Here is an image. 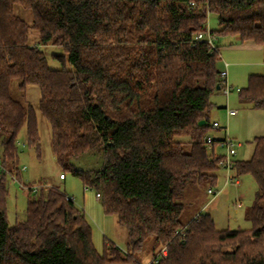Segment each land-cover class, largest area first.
<instances>
[{
	"label": "trees",
	"instance_id": "1",
	"mask_svg": "<svg viewBox=\"0 0 264 264\" xmlns=\"http://www.w3.org/2000/svg\"><path fill=\"white\" fill-rule=\"evenodd\" d=\"M211 13L217 38L264 49V0H0V264H142L135 254L150 238L154 257L168 248L152 264H264V134L232 167L257 182L252 228L218 229L210 214H186V192L216 185L224 157L207 149L220 47L196 38ZM50 46L59 68L48 63ZM14 80L39 88L65 178L70 171L100 193L105 214L128 231L126 251L105 241L100 253L85 211L57 185L29 187L25 218L10 223L6 177L19 170L24 128L26 144L42 152L36 108L13 97ZM239 95L264 109V73H252ZM90 152L100 166L72 162Z\"/></svg>",
	"mask_w": 264,
	"mask_h": 264
},
{
	"label": "rangeland",
	"instance_id": "2",
	"mask_svg": "<svg viewBox=\"0 0 264 264\" xmlns=\"http://www.w3.org/2000/svg\"><path fill=\"white\" fill-rule=\"evenodd\" d=\"M15 12L32 23V13L29 9L18 3L15 5ZM209 29L218 27L217 16L211 13L208 17ZM31 40L37 37V31L31 26ZM243 45L246 48V42L241 43L237 36L219 37L221 59L219 61V69L222 70L224 62H228L225 45ZM56 46H50L46 49L47 60L52 68H59L61 63L53 58L52 53L58 51ZM244 51H239L240 55ZM236 58H242L245 55L233 54ZM250 58L257 62L256 65H247L246 68L234 67L230 70L229 84L234 86V90L229 94V97L223 90L214 93L211 96V101L214 104V109L210 114V123L214 121L220 122V127L209 128L208 136L216 139H222L226 135L236 142L237 153L233 156V161L248 159L254 150L255 137L264 134V109L255 108L248 103L240 101V95L237 88H245L249 82V76L252 73H264V53L263 51L249 52ZM225 68V67H224ZM12 95L14 98L30 103L35 106L41 136L42 152L41 157L37 155L34 147L26 144L25 128L19 134L20 160L19 170H15L11 175H7L6 183L8 186V218L11 224L17 220L25 218V210L28 203L29 195L32 197L36 193H29L28 188L36 186L57 185L61 190L75 198L76 204L83 209L92 226L93 242L100 253H103L105 241H110L118 245L126 251L128 249V231L120 225L115 215H107L104 212L101 198L97 196L95 188H86L82 180L73 175L70 171H66V178H60V174L64 171L56 161L55 154L52 150V130L49 121L41 114L38 105L40 99V90L36 85H28L25 91L19 89L18 81L14 80L11 86ZM229 98V101H228ZM229 102V104H228ZM237 109L238 114L228 117V109ZM216 144L207 146L208 151L212 154L213 151L217 155H225L227 153L220 141ZM0 147V154H1ZM72 162L82 169H89L100 166L94 155L86 153L78 158H73ZM99 164V165H98ZM25 167V169H23ZM231 174L240 179L239 186L234 184L225 185L227 170L221 166L218 171V181L216 185L209 186L208 184L191 187L190 191L186 192L184 201L187 205V215H196L199 212L210 214L214 219L215 226L218 229H251L252 222L248 217V211L254 203L255 193L257 190V182L252 174L245 173L237 174L235 168L231 170ZM214 187L219 190L217 195L208 193V188ZM242 199L243 206L235 204L236 199ZM192 218V217H191ZM191 218H189L191 220ZM188 219V220H189ZM158 249V243L154 238L146 241L143 251L136 253L135 257L142 264H152L154 254ZM116 264H135L134 262L116 263Z\"/></svg>",
	"mask_w": 264,
	"mask_h": 264
},
{
	"label": "built area",
	"instance_id": "3",
	"mask_svg": "<svg viewBox=\"0 0 264 264\" xmlns=\"http://www.w3.org/2000/svg\"><path fill=\"white\" fill-rule=\"evenodd\" d=\"M196 38L198 40L206 39L207 42H209L213 48L217 49L218 47V44H217L218 38L216 35H214L211 32V29H209V27L206 32H199L196 35ZM225 63L227 66L228 63L227 62ZM220 77L222 79V89L221 90H223L224 93L227 96H229V94L234 90V87L229 84L227 68L221 70ZM237 90L239 91L240 88H237ZM236 113H237V109H230V108L228 109V114H236ZM212 127H220V123L218 121H214L212 123ZM214 141H215L214 138H212L211 136H208L207 146L214 145ZM220 142L224 147H226V150H227V153L224 155L222 159V163H221V165L225 167V169L227 170V177H226L225 185L234 184L236 186H239L240 179L231 174V170L234 165V161L232 158L237 153L236 142L229 136L227 131H226L225 137L222 138ZM23 169H25V167ZM60 178H65V174L63 172L60 174ZM33 189L36 190L37 189L36 186H34ZM218 192L219 190L215 189L214 187L208 188V193L212 195H217ZM98 196H100V193H98ZM235 204L238 206H243L244 202L242 199L238 198L235 200ZM167 255H168V248L167 246H164L161 248V250L158 252V254L154 257L152 261L158 262L161 257H167Z\"/></svg>",
	"mask_w": 264,
	"mask_h": 264
},
{
	"label": "crops",
	"instance_id": "4",
	"mask_svg": "<svg viewBox=\"0 0 264 264\" xmlns=\"http://www.w3.org/2000/svg\"><path fill=\"white\" fill-rule=\"evenodd\" d=\"M244 42H246V48H243V45L244 44H241V45H231V43L232 42H228L230 45H225L224 47H223V49H226V55L228 56V65L226 66V63L224 62V66H222V70L223 69H225V68H227V70H228V81H229V74L232 72L231 70H230V72H229V67H231V69L233 68V70H234V67H240L241 69H245L246 68V66L245 65H243L244 63L245 64H247V65H249V64H251V65H256L257 64V62H258V60L257 61H255V60H252L250 57V55H249V52H256V51H263V53H264V49H263V47L261 46V45H258V44H256L254 41H251V40H247V41H244ZM241 43H243L242 41H241ZM239 51H244V52H242L240 55H245V57L246 58H244L243 60H241L242 58H236L233 54H235V55H238L239 57H241L239 54H238V52ZM219 52H220V49H219ZM222 54V52H220V55ZM264 57V56H263ZM225 67V68H224ZM234 87V86H233ZM219 91H221L220 89L218 90V92ZM217 92V93H218ZM229 97V96H228ZM228 101H229V98H228ZM241 101V100H240ZM242 102V101H241ZM243 103V102H242ZM228 104H229V102H228ZM214 109H212L211 111H210V114H211V112L213 111ZM227 114H228V112H227ZM238 114V110H237V113L236 114H228V117H231V116H235V115H237ZM220 123V122H219ZM221 125V124H220ZM241 184V183H240Z\"/></svg>",
	"mask_w": 264,
	"mask_h": 264
},
{
	"label": "water",
	"instance_id": "5",
	"mask_svg": "<svg viewBox=\"0 0 264 264\" xmlns=\"http://www.w3.org/2000/svg\"><path fill=\"white\" fill-rule=\"evenodd\" d=\"M217 88L220 89V85H217ZM206 123L205 119L200 120L199 124L204 125Z\"/></svg>",
	"mask_w": 264,
	"mask_h": 264
}]
</instances>
